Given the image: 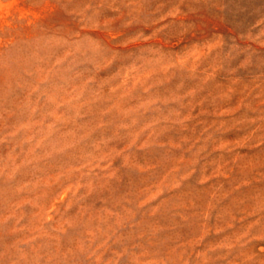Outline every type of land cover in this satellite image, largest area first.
I'll return each mask as SVG.
<instances>
[{
  "label": "rangeland",
  "instance_id": "obj_1",
  "mask_svg": "<svg viewBox=\"0 0 264 264\" xmlns=\"http://www.w3.org/2000/svg\"><path fill=\"white\" fill-rule=\"evenodd\" d=\"M0 264H264V0H0Z\"/></svg>",
  "mask_w": 264,
  "mask_h": 264
}]
</instances>
